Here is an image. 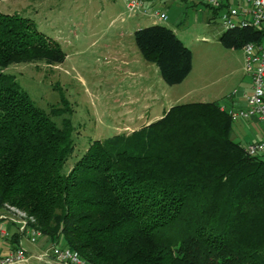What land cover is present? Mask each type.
Masks as SVG:
<instances>
[{"label": "trees", "instance_id": "16d2710c", "mask_svg": "<svg viewBox=\"0 0 264 264\" xmlns=\"http://www.w3.org/2000/svg\"><path fill=\"white\" fill-rule=\"evenodd\" d=\"M133 37L167 84L189 73L191 51L171 28L153 23ZM220 40L240 48L264 30H226ZM64 57L31 18L0 11V208L24 209L92 264H264V156L232 138L233 120L215 101L176 103L137 130L93 139L63 170L70 118L57 125L4 69Z\"/></svg>", "mask_w": 264, "mask_h": 264}, {"label": "rangeland", "instance_id": "374dc122", "mask_svg": "<svg viewBox=\"0 0 264 264\" xmlns=\"http://www.w3.org/2000/svg\"><path fill=\"white\" fill-rule=\"evenodd\" d=\"M154 5L166 12V20L130 14L124 0H0V11L31 18L37 29L56 40L65 52L57 64L34 60L4 69L57 125L62 126L63 117L70 118L74 151L64 171L91 140L129 131L116 128L142 109L137 101L144 85H149L146 96L153 105L164 91L176 104L226 96L245 77L241 49L223 45L220 35L224 30L218 16L200 0H156ZM153 20L171 28L191 51V69L179 83L169 85L154 71L150 77L131 73L145 63L133 32ZM120 54L127 56L129 65ZM129 107L134 112L127 115ZM240 121H234L233 128ZM22 264L45 263L30 258Z\"/></svg>", "mask_w": 264, "mask_h": 264}, {"label": "built area", "instance_id": "2783aa9c", "mask_svg": "<svg viewBox=\"0 0 264 264\" xmlns=\"http://www.w3.org/2000/svg\"><path fill=\"white\" fill-rule=\"evenodd\" d=\"M155 1L124 0L130 14H143L166 20V12L158 9L154 5ZM200 1L213 13L216 11L224 31L246 27L264 30V0ZM241 48L244 56L243 68L251 79L250 92L245 95L243 106L225 108L223 103L218 104L234 121L255 119L264 123V40L248 41ZM244 150L249 155L264 156V137L247 142ZM9 225L15 226L20 239L23 238L33 245H37L45 236L36 226V219L32 214L5 201L0 208V241L6 242L9 238ZM20 239L10 243L7 253H0V264H22L30 258L45 264H92L77 250L57 239L51 240L38 251H30Z\"/></svg>", "mask_w": 264, "mask_h": 264}, {"label": "crops", "instance_id": "0c3cea01", "mask_svg": "<svg viewBox=\"0 0 264 264\" xmlns=\"http://www.w3.org/2000/svg\"><path fill=\"white\" fill-rule=\"evenodd\" d=\"M164 1V0H163ZM201 2V1H200ZM202 3V2H201ZM203 4V3H202ZM153 23H157V21L153 20ZM230 48H234V47H230ZM241 49V57H242V69L243 65H244V56H243V51L242 48ZM119 57H121L123 60L125 65H129L130 62L127 58L126 55L120 54ZM145 60V59H144ZM145 63L141 64L140 66L135 67L134 70L131 71L132 74L138 72L140 73L139 75L141 77L144 76H149L150 72L154 71L157 72V74L160 75L158 68L151 62L148 61H144ZM138 64V62H137ZM154 66V67H153ZM155 68V69H153ZM245 72V71H244ZM245 77H242L239 81L236 87H234L230 92H228L225 95H220L217 98L213 99V100H204V99H200L199 101H215L217 103H223L225 105V108H231V107H238V106H243L245 104V95L250 92L251 89V79L250 77L245 74ZM150 77V76H149ZM160 78L161 75H160ZM246 78V79H245ZM150 79V78H149ZM163 79V78H162ZM149 91V85H144V87L142 88V94L141 97H138V101L137 102H141V110L137 111L136 115L131 116V121L123 124L122 126H118L116 129L117 130H129V131H124L125 133H130L133 130H137L143 126H146L147 124H149L150 122L160 118L162 116V114L170 107L173 105V100H171L170 98L168 99V95L166 94V91H164L165 93L161 94L160 99H158V101H156V103L153 105L152 103H150L147 99L146 96V92ZM204 93L202 95V97H204ZM164 98L165 101H164ZM224 99V102H220L218 101L220 98ZM131 103H123L122 105L124 106H128ZM154 108V111H151V109ZM146 108H149L148 111H146ZM125 112L128 114L133 113L134 111H132L129 108L125 109ZM234 122V120H233ZM241 124H238L237 127H232V138L238 142H240L243 146H245V144L249 141H253L256 139H259L261 137H264V123L263 122H259L255 119L252 120H241L240 121ZM240 139H244V143L241 142ZM13 232H15V226L13 225H9V233L11 237V235L13 234ZM7 239L6 242L4 241H0V253L4 254L7 253L9 251V245L12 242V239ZM20 239V238H19ZM20 241H22L25 246L30 250V251H37V249H41L44 248L45 245L50 242L51 240L47 237L44 236L43 239L40 240V242L38 243L39 245H33L28 243V241H26L25 239H20ZM28 243V244H27Z\"/></svg>", "mask_w": 264, "mask_h": 264}]
</instances>
